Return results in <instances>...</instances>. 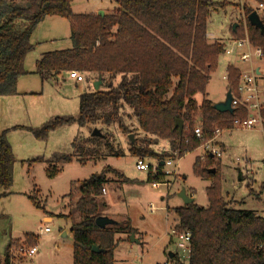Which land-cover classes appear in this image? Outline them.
Wrapping results in <instances>:
<instances>
[{
    "label": "trees",
    "instance_id": "1",
    "mask_svg": "<svg viewBox=\"0 0 264 264\" xmlns=\"http://www.w3.org/2000/svg\"><path fill=\"white\" fill-rule=\"evenodd\" d=\"M24 1L21 4L18 0H0V98L18 94V80L26 74L25 58L34 48L32 34L47 16L69 20L72 46L45 52L36 60L35 72L42 81L57 82L62 75L69 76L75 70L96 74L104 84L97 91L89 88L79 95L76 116H56L41 127L30 128L36 138L44 140L51 131L72 123L106 129L117 125L130 133L132 130L122 113L130 109L145 137L131 141L129 152L138 158H162L163 155L150 149L151 138L169 141L173 149L184 155L200 145L201 140L194 134L197 122L204 124L205 140L215 135L216 128L221 131L235 128L233 119L240 112H220L206 96L209 76L217 69L226 45L222 40L209 39L207 22L211 11L218 6L225 7V1L115 0V10L104 15L75 13L73 0ZM243 1L249 38L264 53V33L248 20V15L259 7L249 0ZM254 1L264 4V0ZM242 30L237 25L232 33L241 37ZM239 76L240 70L229 65L230 90L237 87ZM117 77L120 79L115 84ZM198 94L202 95L201 99L197 98ZM246 115L241 113L242 117ZM177 119L184 121L182 134L175 126ZM7 133L8 129L0 131V199L13 184L16 162ZM109 138V133L75 138L72 153H57L47 160V174L54 177L59 172L51 163H68L74 158L84 163L85 158L105 150L119 155ZM40 160L43 159H34ZM212 160L209 158L204 163L197 157L194 162L195 174L211 179L207 187L208 206L193 202L171 209L177 218L176 228L191 233L190 257L184 259L173 252V257L168 258L173 264H264V251L259 249L264 245V215L229 206L222 192L221 168H216L214 173L210 171ZM106 170L115 171L107 167L101 175L93 174L81 182V196L69 214L79 216V221L70 229L73 264H114V251L121 241L117 234L125 226L128 240L132 232L136 234L129 220L104 228L95 223L103 215L99 198L104 194ZM148 178L152 179L151 173ZM33 201L39 205L35 198ZM24 237V246H36L38 235L27 233ZM94 245L102 252H94ZM10 249L11 242L4 256H0V264H13Z\"/></svg>",
    "mask_w": 264,
    "mask_h": 264
},
{
    "label": "rangeland",
    "instance_id": "2",
    "mask_svg": "<svg viewBox=\"0 0 264 264\" xmlns=\"http://www.w3.org/2000/svg\"><path fill=\"white\" fill-rule=\"evenodd\" d=\"M18 1L25 3L24 0ZM214 1H225L226 4L211 11L207 22L208 36L211 40H222L228 48H232L229 41L244 38L248 33L247 17L243 12L244 1ZM248 2L257 5L254 0ZM116 7L115 0L72 2L75 13L100 10L111 13ZM258 12L264 15L263 8ZM234 24L242 27L241 37L233 35ZM70 33V22L66 18L47 16L40 22L31 37L34 48L25 58L26 74L18 80V94L0 98V131L8 129L7 138L16 158L13 184L8 194L0 199V256H4L6 246L11 242L10 252L13 251L14 264H73L70 229L79 221V216L69 214L81 196V182L107 167L116 172L105 171V192L99 198L103 203L102 214L117 222L129 220L130 226L136 231L135 237L139 239L138 242L128 240L129 232L125 226L124 231L117 234L124 240L119 242L114 251V264H164L169 259V253L176 251L175 238L169 234L177 225V218L171 209L184 205L179 192L184 188L188 196L193 194L196 204L208 206L207 187L211 185V179L195 174L194 162L197 157L204 163L213 158L209 166L221 168L222 192L230 207L264 215V130L261 126L247 130H222L214 139L216 148L222 152L218 159L207 155L204 141L201 140L198 148L181 155L180 161L175 162L176 170L163 177L168 185L157 187H153L148 178L149 170L137 169L138 157L129 152L131 141H140L145 137L137 128L130 109L122 112L126 125L132 130L130 133L122 131L117 125L106 129L93 124L80 126L72 123L51 131L44 140L36 138L30 128L41 127L56 116H76L81 91L88 90L90 86L93 88L87 74L84 76L89 84L81 87L75 81L59 82V85L51 81L43 82L35 72L36 60L43 53L72 46ZM230 64L242 69L249 68V64L242 62L236 53L221 54L217 69L209 76L206 90L207 98L213 103L224 101L230 90L227 78ZM254 65L264 68V57L260 61L256 57ZM93 77H96V81L99 79L96 74ZM108 77L106 75L105 79ZM119 79H115V84ZM25 91L26 94L23 93ZM197 98L201 99L202 95L198 94ZM95 128L102 129L101 133H109V140L119 155L105 150L100 155L85 158L84 163L75 158L68 163H51L59 172L54 177L49 176L47 160L57 153H72L73 140L89 137ZM150 141V149L163 157H139L147 164L154 165L172 157L174 149L169 141L158 142L156 138ZM36 158L43 160L34 161ZM33 198L39 205L34 203ZM45 226L51 232L42 234L40 230ZM27 233L38 235L37 252L33 256L20 252ZM29 247L32 246H24V250Z\"/></svg>",
    "mask_w": 264,
    "mask_h": 264
},
{
    "label": "built area",
    "instance_id": "3",
    "mask_svg": "<svg viewBox=\"0 0 264 264\" xmlns=\"http://www.w3.org/2000/svg\"><path fill=\"white\" fill-rule=\"evenodd\" d=\"M258 7L259 10L264 7V4L260 3ZM229 43L232 44V48H228L225 45V52L228 54L234 52L242 62L249 64L248 69L238 68L240 70L239 81L234 91L231 90V106L234 108V111L238 110L240 112V115H237L233 119L234 127L247 130L261 126L264 130V68L260 65H254L256 57L261 60L264 57V53L260 47L255 46L251 42L248 33L244 38L233 39L229 41ZM69 77L75 79L78 83L85 81L84 74L79 71H70ZM241 113H245L247 115L242 117ZM214 132L215 135L213 137L205 140L203 122H197L194 126V134L198 139L204 141V150H206L207 155L218 159L221 157L222 152L221 149L216 148L214 139L217 135H219L221 130L216 128ZM173 151L172 157L168 160L158 161L154 165L147 164L143 158H138L136 163L137 169L149 170V173L152 175L151 184L153 187H157L161 184L168 185L167 181H165L163 177L176 170L175 162H179L181 159L180 152L177 149H174ZM172 167L174 169H172ZM103 192H105V189H103ZM40 231L42 234H47L51 232V229L48 226H45L43 229L41 228ZM169 235L171 238H175V252H177L180 257L189 259L191 253V233L189 231H179L175 226L171 229V233ZM259 249L264 251V245H260ZM25 250L23 246L21 247L20 252H24L28 256H33L37 252L36 246L29 247ZM11 255V260L14 264L13 251H11ZM164 264L173 263L168 259Z\"/></svg>",
    "mask_w": 264,
    "mask_h": 264
},
{
    "label": "water",
    "instance_id": "4",
    "mask_svg": "<svg viewBox=\"0 0 264 264\" xmlns=\"http://www.w3.org/2000/svg\"><path fill=\"white\" fill-rule=\"evenodd\" d=\"M98 14L104 15V11L100 10V11H98ZM248 20H249L251 25L259 28L260 31L262 33H264V22H263V20H262V18L260 16L258 10H254L252 13H250L248 15ZM236 26H237V24H234V29L236 28ZM101 85H102V79L99 78L93 84L94 90H96V91L99 90ZM231 100H232V93H231V90H229L228 93H227L226 99L224 101L214 103L213 106H214V108L216 110H218L220 112L233 113L234 112V108L231 106ZM175 126L179 128V133L182 134L183 133V129H184V121L182 119H177ZM91 135L92 136H101L102 133H101L100 129L95 128L92 131ZM210 171L214 173L216 171V169L212 168ZM97 174L101 175V173H97ZM179 196L182 198V200L184 202V205H188L190 203L195 202L194 197L188 196L187 193H186V190L184 188L179 192ZM95 223H96V225L98 227L104 228V227H106L108 225L116 224L117 221L112 219V218H110V217H108V216L101 215V216H98L96 218ZM130 239H131L132 242H138L139 241V239L137 237H135V233L134 232H132L130 234ZM92 250L94 252H97V253L102 252V249L98 245H94ZM169 256L173 257V252H170Z\"/></svg>",
    "mask_w": 264,
    "mask_h": 264
},
{
    "label": "crops",
    "instance_id": "5",
    "mask_svg": "<svg viewBox=\"0 0 264 264\" xmlns=\"http://www.w3.org/2000/svg\"><path fill=\"white\" fill-rule=\"evenodd\" d=\"M257 3V2H256ZM256 6H258V3H257V5ZM263 9H264V7H263ZM93 12H97L98 13V11H93ZM107 12H105L104 11V14H106ZM261 16V18L263 17L264 18V15H260ZM209 37V36H208ZM210 40L212 39V38H209ZM260 61V60H259ZM230 65H234V64H230ZM237 68H240L241 69V67H239V66H237V65H235ZM261 66V65H260ZM84 75H86V74H84ZM90 77H89V76ZM87 76L90 78V83L93 85L94 84V82L96 81L95 80V78L96 77H93V73H91V74H88ZM62 78H59V80L57 81V82H54V81H52V80H48L49 82L51 81V82H54L55 84H60V83H62V84H64V83H66V82H69V81H75V83L76 84H78V85H80L81 87H82V85L84 84V86H85V84L87 83V84H89V82L88 81H84V82H82V83H78L75 79H73V78H70L67 74L65 75H62L61 76ZM45 82H47V81H45ZM60 82V83H59ZM91 88H92V86H90ZM89 88V87H88ZM28 91V90H27ZM27 91H25V92H23L24 94H26L27 93ZM84 91H86V90H82L81 91V93L82 92H84ZM11 98L12 97H10L9 98V100H11ZM0 101H1V99H0ZM7 102H9V101H7ZM12 102H10V104H11ZM1 102H0V109H1ZM192 197H193V194L191 195ZM257 213V212H256ZM258 214V213H257ZM46 219H51L50 217H46ZM121 240H124V239H121Z\"/></svg>",
    "mask_w": 264,
    "mask_h": 264
}]
</instances>
